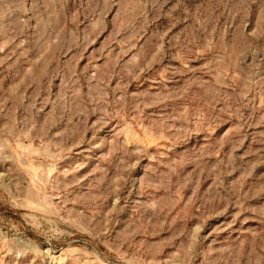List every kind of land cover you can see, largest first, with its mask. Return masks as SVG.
Here are the masks:
<instances>
[{
	"label": "rangeland",
	"instance_id": "obj_1",
	"mask_svg": "<svg viewBox=\"0 0 264 264\" xmlns=\"http://www.w3.org/2000/svg\"><path fill=\"white\" fill-rule=\"evenodd\" d=\"M0 264H264V0H0Z\"/></svg>",
	"mask_w": 264,
	"mask_h": 264
}]
</instances>
